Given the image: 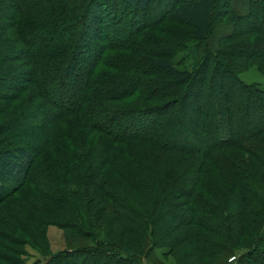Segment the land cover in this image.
<instances>
[{"label": "trees", "instance_id": "obj_1", "mask_svg": "<svg viewBox=\"0 0 264 264\" xmlns=\"http://www.w3.org/2000/svg\"><path fill=\"white\" fill-rule=\"evenodd\" d=\"M4 2L0 264H264V0Z\"/></svg>", "mask_w": 264, "mask_h": 264}, {"label": "rangeland", "instance_id": "obj_2", "mask_svg": "<svg viewBox=\"0 0 264 264\" xmlns=\"http://www.w3.org/2000/svg\"><path fill=\"white\" fill-rule=\"evenodd\" d=\"M5 3L6 2H4L0 7V16L2 15V17L9 10L8 2L6 4ZM152 5L158 7L161 6L159 4H156V1H153ZM161 8L162 6L159 9L154 10L152 15L159 13ZM147 15L150 16V13H147ZM1 19L3 18H0V20ZM9 46L10 45L3 46L4 50L2 51L6 52L10 50ZM239 78L244 82H254L262 89H264V75L258 73L253 68L239 74ZM23 122L25 127H27L28 129L27 131L28 135L26 138H24L27 143L26 149L29 150L30 152H34L35 150H38V147L42 142L41 141L42 137L45 135L47 128L51 123V120L48 117H46V114L43 112V108H39V109H35V112H33L32 115H27L26 118H24ZM61 232L62 231L57 227L48 226L47 236L50 241L51 251L57 250L63 246V239ZM29 251L31 252L32 257H37V254L34 251L30 249ZM32 257L29 258L28 260H31ZM166 261L170 262L172 261V258L167 257ZM39 264H42V260ZM145 264H149V263H145Z\"/></svg>", "mask_w": 264, "mask_h": 264}, {"label": "built area", "instance_id": "obj_3", "mask_svg": "<svg viewBox=\"0 0 264 264\" xmlns=\"http://www.w3.org/2000/svg\"><path fill=\"white\" fill-rule=\"evenodd\" d=\"M228 260H232V257L228 258Z\"/></svg>", "mask_w": 264, "mask_h": 264}]
</instances>
